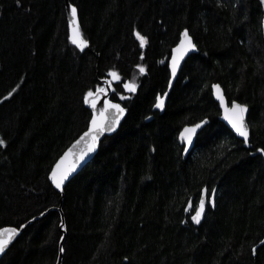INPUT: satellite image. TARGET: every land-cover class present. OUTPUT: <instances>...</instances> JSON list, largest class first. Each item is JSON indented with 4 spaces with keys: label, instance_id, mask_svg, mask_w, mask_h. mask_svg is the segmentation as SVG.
<instances>
[{
    "label": "trees",
    "instance_id": "trees-1",
    "mask_svg": "<svg viewBox=\"0 0 264 264\" xmlns=\"http://www.w3.org/2000/svg\"><path fill=\"white\" fill-rule=\"evenodd\" d=\"M65 1L0 0V229L21 230L0 264H56L63 229L61 264H264L261 0H67L84 52L69 40ZM184 30L198 53L167 94ZM213 84L249 108L248 148L219 121ZM107 85L124 120L61 202L49 172L89 125L85 94ZM204 119L184 158L180 131Z\"/></svg>",
    "mask_w": 264,
    "mask_h": 264
},
{
    "label": "snow or ice",
    "instance_id": "snow-or-ice-1",
    "mask_svg": "<svg viewBox=\"0 0 264 264\" xmlns=\"http://www.w3.org/2000/svg\"><path fill=\"white\" fill-rule=\"evenodd\" d=\"M19 2L20 0H17V3ZM261 3L264 4V0H261ZM69 8L71 15V20L69 21L71 35L69 36V39L74 45H76L78 48L83 50L87 46L88 41L83 39L80 33L79 25L76 19L77 8L72 5H69ZM135 35L137 40L140 42V47L143 48L146 43V37L142 36L139 32L135 33ZM180 35H181L180 43L177 45L176 48L172 50L173 58L171 62V68L173 75L176 74L177 65L179 63V60L183 57V54L187 52L189 49H195L196 47L195 44L192 43L191 37L189 36L187 30L182 32ZM138 68L140 72L144 71L143 66L138 65ZM108 75L115 80L120 79L118 73L114 71H110ZM109 85L111 86V82H109ZM123 87L130 92H135L136 90L135 84L131 82L124 83ZM212 88L214 93L217 94V99L220 101L221 107L224 108L225 119L228 120V122L231 124L235 132L239 136L243 137V142L245 144H248L249 128L245 122V112L247 110V106L233 101L231 108L226 107L224 97L222 94H220V86L217 84H213ZM15 90L16 89L13 88L12 91L8 93V95L11 96L12 92H15ZM99 95H106V90L103 87L97 88L95 92L89 90L84 96V103L89 105L93 109V113H92L90 127L88 131L85 132L84 135L81 137V140H84L85 137H91V141L87 144L86 150L81 151L78 157V159L80 160H82L88 152H91L95 148L96 141L101 134H103L104 132H111L114 130L115 126L119 123L120 116L124 113V109L119 104L112 103L107 99H105L104 107L100 109L99 114H97L96 102ZM123 98L124 97H121V99ZM155 107L157 108L163 107V101L160 96H157V102L155 104ZM110 110H114V114L111 113ZM198 127L199 125H195L192 128H185L180 133V139L190 142L191 134L194 133L196 128ZM4 143L5 142L3 140H0V145H4ZM76 143L79 144L80 141H77ZM256 151L259 152L261 155H264V148H258ZM67 156L68 153H65V155L61 157L60 161H58L57 164L53 167L49 175V179L57 189L61 188L69 172H71L75 168V165L77 163V160L74 159L71 165L64 166V162L67 159ZM207 191H208L207 189H203L201 191L199 204L196 207L195 213L191 216V219L194 223L200 222L201 215L204 211L205 193H207ZM211 191L212 193H215L216 190L212 189ZM209 202H212L211 197L209 198ZM191 207L192 204L191 201H189L188 207L185 208V211H188L189 208ZM16 231L17 230L15 228L0 229V252H3L5 250L12 237L16 234ZM261 244H264V240L261 241ZM60 251L62 252L64 251V249L61 248ZM255 251L256 249L254 248L253 253H255Z\"/></svg>",
    "mask_w": 264,
    "mask_h": 264
},
{
    "label": "water",
    "instance_id": "water-1",
    "mask_svg": "<svg viewBox=\"0 0 264 264\" xmlns=\"http://www.w3.org/2000/svg\"><path fill=\"white\" fill-rule=\"evenodd\" d=\"M69 5L70 2H68L67 0L65 1V11H66V15H67V21H68V30H69V36L71 35V29L69 27V21L71 20V15H70V8H69ZM77 23L79 25V20H78V14H77ZM261 29H262V36L264 38V18L262 20V23H261ZM185 31V30H184ZM183 31V32H184ZM188 32V31H187ZM189 34V33H188ZM190 36V35H189ZM191 37V36H190ZM180 39H181V35H180ZM180 39L178 41V43L174 46V48L177 47V45L180 43ZM70 40V39H69ZM191 40H192V43L194 44L193 42V39L191 37ZM71 42V40H70ZM72 43V42H71ZM73 44V43H72ZM74 45V44H73ZM76 48H78L76 45H74ZM89 48V45L87 43V46L81 50L80 48L79 51L81 52H84L86 49ZM173 48V49H174ZM172 49V50H173ZM171 50V53H170V56L168 58V61H167V65H168V69H169V72H170V80H169V86H168V90H167V94L170 92L171 90V87L172 85L174 84L175 80L177 79V76L179 74V71L181 69V66L182 64L184 63V61L187 59L188 56L192 55V54H197L198 53V49L195 47V49H189L187 52H185L183 54V57L179 60V63L177 65V68H176V74L173 75L172 74V68H171V62H172V58H173V52ZM171 82V83H170ZM219 85V84H217ZM220 86V85H219ZM211 90H212V96L214 98V100L216 101V103L218 104V107L220 109V116H219V121L222 122L223 124H225L229 129L230 131L240 140L243 141V137L239 136L235 130L232 128L231 124L228 122V120L225 119V112H224V108L221 107V104H220V101L217 99V94L214 93L213 91V88L211 87ZM108 94H109V86L107 85L106 87V95H99L98 99H97V102H96V111H97V114H99V110L102 109L104 107V100L107 99L108 101H110L108 99ZM220 94L223 95L224 97V101H225V106L228 107V108H231V105L232 103L229 105L228 102H227V99L224 95V91L223 89L221 88L220 86ZM112 102V101H110ZM236 102V101H235ZM112 103H116V102H112ZM238 103V102H237ZM118 104V103H116ZM240 104V103H239ZM120 105V104H119ZM86 106L91 110V112L93 113V109L86 104ZM121 106V105H120ZM122 107V106H121ZM123 108V107H122ZM111 113L114 114V110H110ZM248 114H249V108L247 107V110L245 112V122L248 126V122H247V117H248ZM124 117H125V112L120 116V119H119V123L115 126L114 130L111 131V132H104L103 134H101L99 136V138L97 139L96 141V146L95 148L91 151V152H88L84 158L82 160L78 159L81 151H85L86 150V147H87V144L91 141V137H85L84 140H81V137L84 135L85 132L88 131L89 127H90V123H91V119H92V116H91V119H90V122H89V125L87 127V129L78 136V138L76 140H74L69 146L68 148L62 153V155L57 159V161L54 163V165L52 166L50 172H49V175L53 169V167L57 164L58 161H60L61 157H63L65 155V153H68V156H67V159L65 160L64 162V166H68V165H71L73 160L76 159L77 160V163L75 165V168L69 172L67 178L64 180L62 186L60 189H57L55 188V186L52 184L51 180L49 179V175H48V179L51 183V185L53 186V188L56 190V192H58L61 197H60V201L62 202V199L64 197V187L66 186V184L75 176L77 175L93 158L94 156L96 155L98 149H99V145H100V142L105 138V137H108V136H111L113 135L114 133H116L122 123V121L124 120ZM208 124V120L207 119H204L203 121L201 122H198L194 125H190V126H185L181 131L180 133L185 129V128H192L193 126L195 125H199L198 128H196L195 132L191 134V141H184V140H181L180 139V133H179V140L183 143L184 145V150H183V157L185 158L187 156V154L191 151L193 145H194V142H195V139H196V136L199 134V132ZM249 128V126H248ZM249 138H250V128H249ZM77 141H80L79 144H77L76 142ZM244 146L245 147H249V143L248 144H245L244 143ZM187 149V150H186ZM199 204V203H198ZM61 206V205H60ZM205 210H206V196H205V203H204V211L201 215V218H200V222L199 223H193V225L195 226H199V224L202 222V219H203V216H204V213H205ZM195 213V212H194ZM193 213V214H194ZM64 226V222H63V215H62V224H61V227ZM17 230V229H16ZM63 232V238L62 240L60 241V245H59V252H58V257H57V261H56V264H61L62 263V257H63V251L61 252L60 249L62 248L63 246V240H64V236H65V230L63 229L62 230ZM21 233V230H17L16 231V234L12 237V239L10 240L8 246L5 248V250L3 252H0V259L1 257L5 254L6 250L10 247V245L12 244V242L18 237V235Z\"/></svg>",
    "mask_w": 264,
    "mask_h": 264
},
{
    "label": "bare ground",
    "instance_id": "bare-ground-1",
    "mask_svg": "<svg viewBox=\"0 0 264 264\" xmlns=\"http://www.w3.org/2000/svg\"><path fill=\"white\" fill-rule=\"evenodd\" d=\"M140 46V45H139Z\"/></svg>",
    "mask_w": 264,
    "mask_h": 264
}]
</instances>
